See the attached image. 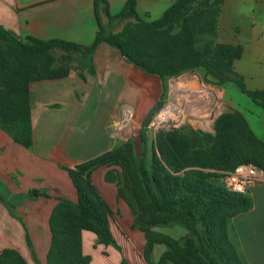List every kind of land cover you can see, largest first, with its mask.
Returning <instances> with one entry per match:
<instances>
[{
    "label": "trees",
    "instance_id": "16d2710c",
    "mask_svg": "<svg viewBox=\"0 0 264 264\" xmlns=\"http://www.w3.org/2000/svg\"><path fill=\"white\" fill-rule=\"evenodd\" d=\"M192 1L175 0L157 19L147 21L137 12L136 0H126L116 13L110 12L106 0H94L97 31L89 44L60 38L44 40L28 36L21 39L0 26V129L14 142L30 148V82L67 76V62L73 55L77 53L91 58L100 43L108 44L126 61L160 79V99L149 109L141 123L143 127L147 126L163 104L167 78L199 67L204 70V82L218 86L233 84L264 110V89H249L244 77L233 70V62L242 54V45L216 41L223 0H214L204 7L191 9L188 6ZM98 8L108 17V25L101 23ZM179 21L181 28L178 32L167 33L155 42L147 40L148 35L170 30ZM113 23H123L121 30H109L107 26ZM55 50L63 51L58 65H55ZM89 68L92 70V65ZM225 72L228 74L225 75ZM214 128L216 134L206 148L189 151L176 143L158 144L159 152L169 170L154 152L151 155V169H148L144 152H141L138 170L147 202H143L135 194L126 196L123 186L119 184V173L115 171L113 180L116 182L118 195L125 200L132 212L133 226L146 235V253L155 242L168 245L156 264H203L202 260L209 264H245L229 239L227 222L231 217L252 207V199L248 193H235L223 185H212L203 178L194 183H181L178 175L171 173L178 172L185 166H217L218 169L232 171L239 164L251 163L235 154L233 137L237 129L231 124L229 115L224 114L217 120ZM138 136L141 142L144 141L143 130H139ZM125 145V160L129 163L134 157L133 144L126 141ZM119 148L118 145L68 169L77 199L76 202L60 201L50 215L47 264H87L89 257L82 253L83 230L93 232L98 243L114 242L108 220L110 209L92 182L91 175L100 166H119L127 182L122 160L125 156ZM256 163L254 165L264 171V166ZM124 186L127 187L125 184ZM135 201L137 204H134ZM139 205L143 208V213H148L146 216L137 215L135 206ZM171 222L182 223L187 229L186 236L176 240L157 236L151 230L153 226ZM25 240L34 262L40 264L28 234ZM174 245L180 247L181 254L172 251ZM191 257L197 260L191 261ZM9 258L24 264L16 251L6 249L0 252V264H9L6 262Z\"/></svg>",
    "mask_w": 264,
    "mask_h": 264
},
{
    "label": "crops",
    "instance_id": "0c3cea01",
    "mask_svg": "<svg viewBox=\"0 0 264 264\" xmlns=\"http://www.w3.org/2000/svg\"><path fill=\"white\" fill-rule=\"evenodd\" d=\"M106 1L110 12L116 13L126 0ZM173 1L136 0V10L155 19L153 15L160 16ZM228 2L223 0L218 25ZM97 14L101 23L108 25L101 8ZM0 26L21 39L60 38L89 44L97 31L94 0H0ZM245 52L243 48L234 62ZM90 60L92 70L83 64L84 70L71 68L62 78L30 82V148L14 142L0 129V252L14 250L24 264H36L26 234L39 263L47 264L50 215L60 201L76 202L68 169L118 146L126 108L132 113L128 121L140 127L160 99V79L126 61L108 44L100 43ZM235 70L247 77L243 70ZM254 79L261 84L248 88L264 89V68ZM206 91L212 94L210 89ZM205 107L214 109L211 103ZM116 170L115 166H100L91 175L110 209L108 220L114 242L98 243L93 232L83 230L82 253L89 257L87 264H156L168 245L155 242L146 253V235L133 226L132 212L118 195L113 180ZM251 192L264 199V181L255 183L248 194ZM252 209L230 218L228 234L245 264H264V205L261 212L253 213ZM151 230L157 236L176 240L187 234L180 222L158 224Z\"/></svg>",
    "mask_w": 264,
    "mask_h": 264
},
{
    "label": "rangeland",
    "instance_id": "374dc122",
    "mask_svg": "<svg viewBox=\"0 0 264 264\" xmlns=\"http://www.w3.org/2000/svg\"><path fill=\"white\" fill-rule=\"evenodd\" d=\"M213 1L214 0H193L188 7L191 9L201 8ZM139 15L147 21L154 20L149 17V13ZM153 16H155V19L159 17V15ZM180 24L181 21L174 24L170 30L153 33L148 35L146 38L149 42H155V40L167 33L178 32L181 28ZM122 26L123 23H120L118 26L110 25L107 26V28L112 32H117L121 30ZM217 26V42L229 44L238 43L246 50L241 60L233 62V70H243L246 73L247 77L245 78V84L247 87L250 88L261 84L260 82L255 81L254 75L259 73L264 68V0H229L227 3V11L223 14L222 21L219 22V25ZM62 54L63 51L61 50H55L53 52V55L56 58L55 65L61 63ZM80 56H84L88 59H81ZM90 63L91 60L87 55L75 53L73 58L67 62V65L69 66V70L73 68L74 70L79 71V69L84 70L83 64H87L89 67ZM186 73H192L194 78L197 76L200 77L202 83L204 84L201 87L202 91L207 89H210L211 91L213 90L210 97L207 94L206 97L201 98L198 106H193L191 108H187L186 106L188 104L185 103V100L182 101L179 96L174 95L171 89L172 81L182 79ZM227 74L228 73L225 72V75ZM203 75L204 70L199 67L167 78L165 82L166 94L162 100L163 104L152 116L146 127H139V124L128 121L131 119L132 113L129 107L125 109L124 115L126 120L123 124H121L122 126H120L121 129H123V131H120V135L123 138L119 139L118 145L120 146L119 149L121 154L125 156L122 160L123 168H125V173L127 174V182L125 181L123 176L124 173L120 170L119 166H117V172L120 177L119 184L123 186L126 196L131 197L132 194H135L141 198L143 202H147V196L145 195V191L142 186L143 182L141 174L138 170V162L142 157V151L144 152L143 157L148 169H151V155L154 152L161 161L162 165L169 170L159 152L158 144H164L166 142L176 143L189 151L194 148H206L213 141L216 134L214 128L215 122L221 119L224 114L229 115L231 124L235 125L237 129L235 136H232L233 147L237 157L247 159L248 162H251V164L258 162L264 166V110L260 106L253 103L233 84L224 86L209 84L203 81L205 76ZM212 80L214 79L212 78ZM168 102H172L180 109L179 115L174 118L169 117L168 119L166 118V120L156 122L155 119L157 115L168 104ZM208 103L215 106L217 105L218 108L213 109V111L206 109L205 105L207 106ZM30 105L32 107L31 96ZM139 130H143L144 141L142 142L140 140L141 138L138 136ZM247 130L248 132H246ZM126 141H130L133 144L134 149L132 152L134 157H132V161L129 163L125 160L127 157V146L125 145ZM225 172H227V170L218 169L217 166L212 168H205L202 166H185L180 171L171 173L173 175H178L181 183H194L196 181H201L203 178L204 181H207L212 185L221 186V176ZM124 184L127 187H125ZM248 195L252 199L253 213H257V211L261 212L262 206L264 205L263 197L259 194L257 195L256 192H251ZM134 204H137L136 201ZM135 208L136 213H138L137 215L146 216V214H148L147 212L143 213V208H141L140 205L139 207L135 206ZM229 220L227 222V233ZM172 251L178 254H181L182 252L180 247L176 245H174ZM237 252L240 255L238 250ZM196 260L197 258L191 257V261ZM6 262L9 264H19V261L13 258L6 259ZM202 262L203 264H209L204 260H202Z\"/></svg>",
    "mask_w": 264,
    "mask_h": 264
},
{
    "label": "bare ground",
    "instance_id": "6f19581e",
    "mask_svg": "<svg viewBox=\"0 0 264 264\" xmlns=\"http://www.w3.org/2000/svg\"><path fill=\"white\" fill-rule=\"evenodd\" d=\"M191 80V78H190ZM188 78H183L180 80H174L171 83L172 93L180 97L182 101L185 100V103L188 104L186 107L191 108L193 106H198L201 98L206 97L208 92L206 90H201L202 86L192 87L190 85L191 81ZM190 81V82H189ZM213 91V90H212ZM209 97L212 94H208ZM214 109L218 108L217 105H213ZM179 108H177L172 102L168 104L160 111L156 117V122H160L168 119L169 117L174 118L179 115ZM195 111V110H194Z\"/></svg>",
    "mask_w": 264,
    "mask_h": 264
},
{
    "label": "built area",
    "instance_id": "2783aa9c",
    "mask_svg": "<svg viewBox=\"0 0 264 264\" xmlns=\"http://www.w3.org/2000/svg\"><path fill=\"white\" fill-rule=\"evenodd\" d=\"M263 181L264 171L251 163L239 164L221 176V183L227 190L242 194L248 193L255 183Z\"/></svg>",
    "mask_w": 264,
    "mask_h": 264
},
{
    "label": "water",
    "instance_id": "95a60500",
    "mask_svg": "<svg viewBox=\"0 0 264 264\" xmlns=\"http://www.w3.org/2000/svg\"><path fill=\"white\" fill-rule=\"evenodd\" d=\"M183 78H188L189 80H190V78H191V83H190V85L192 86V87H198V86H202V85H204L203 83H202V81H201V79H200V77L199 76H197L196 78H194V75L192 74V73H186L184 76H183ZM182 78V79H183ZM189 81V82H190Z\"/></svg>",
    "mask_w": 264,
    "mask_h": 264
}]
</instances>
